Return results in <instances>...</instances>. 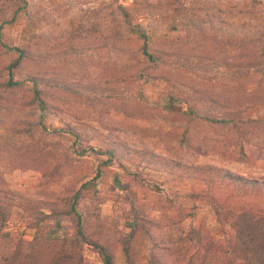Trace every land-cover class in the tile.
<instances>
[{
    "label": "rangeland",
    "instance_id": "rangeland-1",
    "mask_svg": "<svg viewBox=\"0 0 264 264\" xmlns=\"http://www.w3.org/2000/svg\"><path fill=\"white\" fill-rule=\"evenodd\" d=\"M263 21L264 0H0V201L10 232L0 257L19 237L38 243L44 260L50 239L75 232L74 199L84 233L120 264L114 244L132 229L128 198L157 222L137 264L150 250L167 262L193 254V244L173 241L190 226L217 232L208 205L161 183L165 172L122 167L105 149L116 143L264 176ZM227 113L235 121L208 119ZM173 198L193 212L178 228L164 219L174 209L157 201ZM82 254L100 263L88 248Z\"/></svg>",
    "mask_w": 264,
    "mask_h": 264
},
{
    "label": "trees",
    "instance_id": "trees-1",
    "mask_svg": "<svg viewBox=\"0 0 264 264\" xmlns=\"http://www.w3.org/2000/svg\"><path fill=\"white\" fill-rule=\"evenodd\" d=\"M115 9L122 17V22L127 23V11L119 4L115 5ZM138 36L142 40V53L148 60L155 61L147 52L146 36L142 33ZM260 54L264 56V42ZM21 58H24L23 51H19L15 62ZM30 80L34 83L42 81L39 78ZM208 119L212 122L229 123L236 118L227 113L219 120L214 117ZM65 131L74 138L77 137L72 128L65 127ZM105 154L106 159H113L122 167L121 160L131 163L136 169L165 172L167 177L160 180L161 183H165L175 193H180L184 199L207 204L215 222L220 226L217 232L213 233L212 230L200 226L197 228L190 226L184 231L181 230L182 234L173 241V244L181 242L187 246L189 242L195 247L193 254L184 256L185 259L183 257L179 261L167 262L150 250L143 264H264V176L245 177L214 165L183 163L173 158L161 157L154 152L127 148L116 143L107 145ZM135 174L142 175L138 179L152 181L148 175L140 172ZM122 190L133 195L128 188ZM174 200L173 198L163 202L157 201L160 207L174 209V214L164 219L167 225L178 228L179 223L185 218L192 217L193 212L183 206V203ZM67 201H69L67 213L76 226L72 236L50 239L44 260L37 250L41 248L38 243L33 248L25 247L19 237H12L11 239H15L12 243L13 249L0 257V264H92L83 256V247L96 253L99 264H116L113 252L105 244L84 233L82 217L75 209L77 202L74 199ZM128 203L132 229L129 236H119L114 245L119 247L120 264H137L136 258L141 250V241L149 235V226H156L157 222L150 217L145 204L137 203L134 198H128ZM8 215V208L0 201V239L10 238V232L3 228ZM182 253L185 255V252Z\"/></svg>",
    "mask_w": 264,
    "mask_h": 264
}]
</instances>
